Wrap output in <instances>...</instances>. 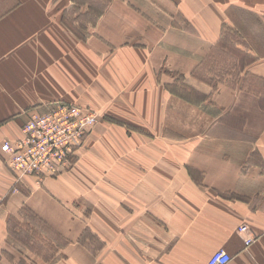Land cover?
<instances>
[{"label": "crops", "instance_id": "crops-1", "mask_svg": "<svg viewBox=\"0 0 264 264\" xmlns=\"http://www.w3.org/2000/svg\"><path fill=\"white\" fill-rule=\"evenodd\" d=\"M71 5L58 4L54 17L40 0L0 7V264H207L219 249L228 264H264V56L240 74L257 78L250 90L214 88L194 73L218 46L232 8L264 30V0H109L84 40L62 22ZM177 78L205 98L210 115L171 91ZM240 92L256 101V136H208L221 117L211 108L232 112ZM73 98L155 136L147 152L161 141L167 149L124 155L129 161L119 159L113 185L99 184L97 199L60 178L17 184L2 143L27 112ZM187 138L195 142L188 152ZM27 209L63 237L57 259L45 263L10 231ZM243 224L254 236L249 246ZM85 230L98 243L93 250L79 239Z\"/></svg>", "mask_w": 264, "mask_h": 264}, {"label": "rangeland", "instance_id": "rangeland-1", "mask_svg": "<svg viewBox=\"0 0 264 264\" xmlns=\"http://www.w3.org/2000/svg\"><path fill=\"white\" fill-rule=\"evenodd\" d=\"M65 1L40 0L52 17L56 14L57 5L63 4ZM71 2L72 5L61 14L62 22L84 40L83 36L87 24L93 23L96 14H98L104 3L107 4L109 0H71ZM17 4H19V0H0V7L13 8ZM83 8H87L89 14L86 15L82 12ZM228 18V21L222 25V36L218 46L215 47L211 57L198 69V74L206 80H213L216 85L219 83V85H225L231 90L240 87H246L245 89L248 90L253 86L257 88V78L253 76L241 78L240 74L244 72L245 67L250 63H254L259 57L264 56V48H261L264 47V30H261L257 18L239 8L229 10ZM258 45L261 47L259 48ZM238 81L242 82L238 83ZM238 84L242 86H238ZM170 88L171 91L183 96L187 102L201 108L203 112L210 115L202 106L205 98H201L196 91L185 85L182 78H177ZM255 103L252 92H240L239 100L233 107L232 112L226 114V112L222 113L216 108H211L216 117H221L211 127L210 134L207 135L217 137L220 140L253 139L263 124L261 117L257 116ZM24 116L25 120L20 128H16L11 138L5 139L1 146V150L5 154L3 166L12 177L16 178L17 184L20 181L23 182V178L27 177L20 175L17 171L26 169L31 172L30 177L37 183H41L46 178L70 180L75 187H81V185L86 187L88 189L86 194L97 199L99 197V184L113 185L112 170L115 164L119 163V159L126 158L129 161L130 157H124V155L137 151L143 155L152 154V148L156 151H159L160 148L167 149V146L161 141L159 145L154 147L151 144L148 145L150 151L147 152L145 142L147 138L152 140L155 136L116 120L114 114L100 112L87 104V101L82 98H73V101L70 102L58 100L46 104L45 107L33 109ZM84 123V126L86 124L92 126V131L90 133L86 131L81 136V128L84 127ZM27 124L29 126L25 129ZM28 129H31L36 135H38V131L44 133L47 137L46 142L43 141L34 146H31L28 142L21 143L19 139L24 137V132ZM202 136H205V134L203 133ZM72 137L78 139L74 143V150L71 152H74L73 155L76 156L67 160L64 159L67 163H62L64 167L59 174L41 176L34 170V166L28 163L29 161H46L53 151L56 152V156L63 155L60 149L61 142ZM186 140L185 151L188 152L195 142L190 138ZM16 144L21 147L19 151L14 149ZM184 145L182 144V146ZM10 154L14 158L13 162H10ZM103 175L105 176L103 177ZM63 186L65 187V184ZM16 187L13 191L17 190ZM106 196L109 201L112 200L111 193H107ZM65 210L66 208L63 210L64 213ZM18 216L20 220L15 219L9 223V229L14 232L13 235L24 238L26 247L36 253L45 263L57 259L59 257L57 254L61 248L57 250V247L64 245L63 237L59 233L55 235L50 226L37 217L39 214L34 210L27 209L25 213L22 212ZM79 239L90 250H93L98 244L88 230H85V233H82ZM14 241L15 243L19 242L18 240Z\"/></svg>", "mask_w": 264, "mask_h": 264}, {"label": "built area", "instance_id": "built-area-1", "mask_svg": "<svg viewBox=\"0 0 264 264\" xmlns=\"http://www.w3.org/2000/svg\"><path fill=\"white\" fill-rule=\"evenodd\" d=\"M59 107H57V108H59ZM56 109H54V110H56ZM84 125H85V123L83 124V126ZM28 126L29 125L27 124L25 126V129ZM89 126H90L89 124H86V126L81 128V136L86 132V129ZM84 129H85V131H84ZM37 134L38 135H36L34 132H32L31 129H28L27 131L24 132V137L22 139H19V141H21V143L22 142L23 143L28 142L31 146H34L35 144L41 143L43 141L46 142L47 137H45L44 133L42 134L40 131H38ZM77 140H78L77 137H72L71 139H66V140H63L61 142V148L60 149H61L63 155L60 154L59 156H56L55 155L56 152L53 151L52 153L49 154L46 161H41V160H38L37 162L29 161L28 163L30 165H33L34 170L37 171V173L41 176H43V175L51 176L54 174H59L64 167V165L62 166V163L66 162V161H64V159L67 160L71 155H73L74 152L73 153H71V152L74 150V143ZM14 149L16 151H19L21 149V147L18 144H16ZM11 161L13 162L14 158H12L11 154H10V162ZM22 163L24 164V161ZM18 170H20V169L18 168ZM17 172H19L20 175H22V176H29L30 177L32 175L31 172H28L26 169L25 170L21 169L20 171H17ZM238 230L241 233L246 234L245 245L249 246L253 242L254 236L249 233L248 226L243 224V225L239 226ZM230 261H231V256L226 251H224L223 249H219V250L215 251L209 257L207 264H228Z\"/></svg>", "mask_w": 264, "mask_h": 264}, {"label": "trees", "instance_id": "trees-1", "mask_svg": "<svg viewBox=\"0 0 264 264\" xmlns=\"http://www.w3.org/2000/svg\"><path fill=\"white\" fill-rule=\"evenodd\" d=\"M75 35H77V34H75ZM214 51H215V48L211 51V54H212ZM211 54L208 56L207 59H209V58L211 57ZM203 64H204V63H203ZM203 64H202V65H203ZM202 65H201V66H202ZM201 66H200V67H201ZM200 67H199V68H200ZM199 68H197V69L195 70V72H194V73L196 74L195 76H196L197 78H199V79H200V78L203 79L205 82H207V83L213 85V87L216 88L217 85H216V83L214 84V81H213V80H211V81L206 80L204 77H202V76H200V75L198 74V72H199L198 69H199ZM219 80H221V78H219Z\"/></svg>", "mask_w": 264, "mask_h": 264}, {"label": "bare ground", "instance_id": "bare-ground-1", "mask_svg": "<svg viewBox=\"0 0 264 264\" xmlns=\"http://www.w3.org/2000/svg\"><path fill=\"white\" fill-rule=\"evenodd\" d=\"M91 128H92V126H89V127L86 129V131H89V132H90ZM74 156H76V155H71L70 157L73 158ZM70 157H69V158H70Z\"/></svg>", "mask_w": 264, "mask_h": 264}]
</instances>
